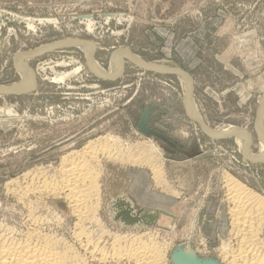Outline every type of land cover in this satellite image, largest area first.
<instances>
[{
    "label": "rangeland",
    "instance_id": "rangeland-1",
    "mask_svg": "<svg viewBox=\"0 0 264 264\" xmlns=\"http://www.w3.org/2000/svg\"><path fill=\"white\" fill-rule=\"evenodd\" d=\"M69 39L93 43L92 58L106 71L115 50L124 48L145 62L187 72L200 120L212 129L247 130L249 150L260 151L254 124L264 94V0H0V86L21 81L17 54ZM120 59L123 74L114 80L93 74L79 46L22 59L34 84L0 93V235L22 243L27 232L40 230L63 239L87 264L133 262L93 260L73 235L81 229L108 253L119 235L162 247L161 264H171V251L184 245L228 264L241 237L226 180L258 196L264 209V163L248 161L234 136L213 138L201 129L177 75ZM60 73L70 76L55 80ZM103 136L116 141L111 157L99 147L93 153L102 168L98 222L78 225L64 194L25 190L40 175L60 181L62 156ZM156 166L160 184L154 183ZM134 179L145 194L144 212L172 215L160 214L157 227L121 228L109 219V200L133 192ZM257 218L252 232L264 244V213Z\"/></svg>",
    "mask_w": 264,
    "mask_h": 264
},
{
    "label": "bare ground",
    "instance_id": "bare-ground-1",
    "mask_svg": "<svg viewBox=\"0 0 264 264\" xmlns=\"http://www.w3.org/2000/svg\"><path fill=\"white\" fill-rule=\"evenodd\" d=\"M67 45H74L82 48L87 55L89 69L91 70V72H93V74L101 78L105 77L114 80L123 74V62L120 58H124L129 61L141 64V67H148L156 71L168 72L169 70H175V75L179 77V79L181 80V85L184 86V101L187 108L189 109V112H191V116H193V118L197 122L203 123L202 120H200L201 117L197 109L195 108V104L192 100L191 83L185 71L176 67L173 68L145 62L144 60L134 54H131L127 49L124 48H121V51L119 53L115 50V52L111 56L112 66L110 65L109 71H106L96 62L95 59L92 58V54L95 48L94 44L78 39H69L54 45H43L35 50H31L26 53L21 52L17 54L16 66L18 72L21 75V81L19 83H15L12 86H0V93L22 92L28 88H31L34 84V76L31 70L20 63L21 61H23L22 59L31 58V56H35L47 49H52L56 46L61 47ZM68 76L70 75L60 73V75H57L54 79L57 81H64ZM262 112L258 118L257 127L255 128L257 130V139L260 147V151L258 153H254L249 150L250 147L248 148V134L243 129H239L235 126H230L227 128L210 130L205 126H201L199 123L198 124L201 126V129L210 137L215 138L216 136H234L233 138L237 140L238 144L242 149V154L249 160L258 162L264 160V125L261 116ZM104 136L97 138L98 140L96 139L97 141H95V143H93L92 141L91 145L88 142L89 145H86V149L82 148L85 149L83 151H71V153H67L68 155L66 154L62 156L63 160L61 159V161H63L65 165H63V168L60 169L61 171H59L61 172L60 174H62L60 175L62 176L60 181L55 183L53 178V180H46V176L44 177V175H37V177L39 176L38 181L36 180L38 184L31 188H27V184V189L25 190H30V192H43L46 195L51 194L58 196L59 194H64L63 196H65V198L67 199L68 205L71 207V210L74 213L75 217H77L78 225L82 224L80 222H84L85 220L89 219L98 222L99 218L96 215V210L100 205V177L102 174V168L101 165H99L98 163L99 160L95 158L94 151L96 152V150H98V147L102 148V153L105 152V154L107 153V156L111 157L112 151L110 149L111 146L115 145L114 143L116 141V139L114 138H108ZM91 154L94 155V158ZM115 155L116 154H114V157ZM148 155L145 157L146 160L148 159L150 160V162H152L153 159L151 160V155ZM87 156H90V158H88ZM153 170L155 181L154 183L160 184L161 180L159 177V168H157L156 166V168L154 167ZM226 181V187L229 191L228 194L230 195L229 198L234 202V209H232L231 211L232 223L233 227L235 228L234 231L236 235L241 237L239 241L240 245L238 246L237 251L234 253V255H232L231 252V255L227 256L229 258L227 260L228 264H264V244L262 242H256V237L254 238L256 234H253L252 232V224H254V221L258 219L257 216H260L264 213V209L262 207V200H260L258 196L252 194L250 190L248 191L242 185L240 186L238 182L228 179ZM93 202L95 203L93 204ZM109 202L107 205V214L109 215V219L112 220ZM134 208H136L135 205ZM170 216L172 215L170 214ZM255 217L256 219L254 220ZM174 222L175 220L171 222V226L174 225ZM73 235H75V239L77 240L79 245L83 248L84 251H86L90 255L93 260H105L108 263H115L117 261H120V259H126L133 262V264H161L162 262V247L160 248L159 246L151 242L147 243L143 240L138 239L137 241H135L133 238V240H129L127 242L124 239L125 237L123 238L118 235L113 238V242H111V251L110 253H108L109 251H105V248L102 249L98 247V245L94 243L92 239H90L91 237H89V233H83L82 229L78 230V232H75V234ZM10 237L0 235V264H87L86 258H83L81 254L79 255V252L77 253L71 245H67L65 241L61 242V240L63 239L55 238L53 235L42 233L40 232V230L37 231L34 229L32 232H27L23 237L24 241H22V243L20 242V240L17 243L16 241L13 242ZM121 241L125 242L124 245L121 244ZM60 243L62 244V249L59 248L60 246L57 247L58 245H61ZM126 244H128L130 247H127ZM190 248L191 247L187 245L179 246V249L183 253L194 252V250ZM226 253L228 252L226 251ZM169 258L170 263L172 264L171 253Z\"/></svg>",
    "mask_w": 264,
    "mask_h": 264
},
{
    "label": "water",
    "instance_id": "water-1",
    "mask_svg": "<svg viewBox=\"0 0 264 264\" xmlns=\"http://www.w3.org/2000/svg\"><path fill=\"white\" fill-rule=\"evenodd\" d=\"M121 51V48L117 50L119 53ZM142 66L141 64H139ZM146 70L153 71L155 73L159 74H171L175 75V70H169L168 72H161L152 70L148 67H143ZM124 70V65L122 66V73ZM121 73V74H122ZM190 83H191V90H193L192 87V77L190 74L186 72ZM98 77V76H97ZM101 78V77H99ZM103 78V77H102ZM103 79H110V78H103ZM111 80V79H110ZM264 105V94L261 98L260 104L258 106L257 112H256V118H255V128L257 127L258 118L262 112V108ZM196 121V120H195ZM196 123H199L196 121ZM201 126H205L209 128L210 130H213L211 127H209L206 124L199 123ZM146 131V129H144ZM248 134V148L250 147V141H251V135L250 133L245 130ZM154 135H159L157 132L152 131L151 132ZM264 136V134H263ZM231 137V135L226 137H220L216 136L215 138H228ZM164 138V137H163ZM247 159V158H246ZM250 162L253 163H264L263 161L254 162L249 159H247ZM109 208L111 210V216L112 221L116 222L118 225H120L122 228H136V227H146V226H157L158 225V217L160 214L170 216L169 213L163 212V211H152V212H144L142 209H136L134 208L133 202L128 198V196L124 193L117 195L115 197H112L109 202ZM171 262L172 264H220L216 260L212 258H201L197 256L194 252L189 253H183L179 248L173 249L171 252Z\"/></svg>",
    "mask_w": 264,
    "mask_h": 264
},
{
    "label": "crops",
    "instance_id": "crops-1",
    "mask_svg": "<svg viewBox=\"0 0 264 264\" xmlns=\"http://www.w3.org/2000/svg\"><path fill=\"white\" fill-rule=\"evenodd\" d=\"M138 181H134L132 182V190L133 192H129V193H124L128 196V198L133 202V204L136 206V208L138 209H142L143 210V206L145 205V199L142 196H145V194H140L139 189L138 188ZM142 189V188H141ZM145 191V190H144Z\"/></svg>",
    "mask_w": 264,
    "mask_h": 264
}]
</instances>
